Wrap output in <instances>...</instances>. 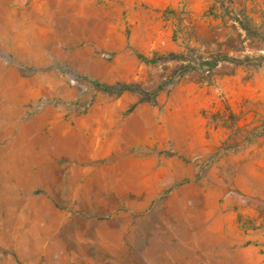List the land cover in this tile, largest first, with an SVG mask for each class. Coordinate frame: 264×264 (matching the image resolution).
<instances>
[{
  "label": "rangeland",
  "instance_id": "374dc122",
  "mask_svg": "<svg viewBox=\"0 0 264 264\" xmlns=\"http://www.w3.org/2000/svg\"><path fill=\"white\" fill-rule=\"evenodd\" d=\"M192 22L139 0H0V264H264V199L237 186L256 183L237 155L259 131L227 98L196 106L219 58L245 59Z\"/></svg>",
  "mask_w": 264,
  "mask_h": 264
},
{
  "label": "crops",
  "instance_id": "0c3cea01",
  "mask_svg": "<svg viewBox=\"0 0 264 264\" xmlns=\"http://www.w3.org/2000/svg\"><path fill=\"white\" fill-rule=\"evenodd\" d=\"M139 1L149 2L155 8L182 10L191 14L193 20L191 27L198 35L201 30L202 33H211L213 38L215 35L218 37L217 33L221 31L218 41L226 42L223 49L229 56L239 57L241 60L246 57L258 58L255 67L232 61L219 62L214 70L215 83L200 88L196 97V106L199 110L205 107L211 109L215 102L227 98L229 110L241 115L239 126L243 129L259 131L257 136L243 144V149L237 155L245 162L246 170L251 178H255L256 183L254 186L243 183L237 186L243 193L256 194L264 199V0ZM232 9L235 13L231 11ZM238 12L243 13L245 22L256 32L255 34H249L235 20V15H239ZM170 21L172 19H169ZM175 22L178 25L174 27L177 28L180 25L184 26L186 21L179 24L176 19ZM196 24L201 25L198 28ZM234 33L242 38L244 47L241 42L238 47L227 44L233 39ZM192 42L196 43L195 37L192 38ZM201 122L206 124L208 120L201 117Z\"/></svg>",
  "mask_w": 264,
  "mask_h": 264
},
{
  "label": "trees",
  "instance_id": "16d2710c",
  "mask_svg": "<svg viewBox=\"0 0 264 264\" xmlns=\"http://www.w3.org/2000/svg\"><path fill=\"white\" fill-rule=\"evenodd\" d=\"M241 25L249 32V34H255L256 32H254L251 28H250V26H249V24L248 23H245L244 21H242L241 22ZM170 57L171 58H175V57H177V55L176 54H174V53H171L170 54ZM142 58L144 59V60H147V61H149L150 62V60H148V58L147 57H143L142 56ZM219 59H221V60H232V61H235V62H238V59H236V58H232V57H228V56H224V57H221V58H219ZM219 59H214V60H208V61H204L203 62V64H205V65H208L209 66V68H213V67H215L216 65H217V63H218V61H219ZM257 61V62H256ZM240 63L242 62V63H244V62H247V63H255V65H257L258 64V59L257 60H254V59H252V58H250V57H247V58H245V61L243 60V61H239ZM94 84L98 87V88H101V89H103V90H105V91H108V92H111V93H116V94H122L124 91H126V90H130V91H132V90H135V88L132 86V85H108V84H101L100 82H98V81H94Z\"/></svg>",
  "mask_w": 264,
  "mask_h": 264
}]
</instances>
